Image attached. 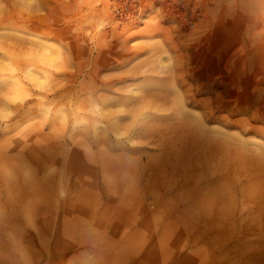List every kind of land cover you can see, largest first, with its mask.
I'll list each match as a JSON object with an SVG mask.
<instances>
[{
	"label": "rangeland",
	"instance_id": "rangeland-1",
	"mask_svg": "<svg viewBox=\"0 0 264 264\" xmlns=\"http://www.w3.org/2000/svg\"><path fill=\"white\" fill-rule=\"evenodd\" d=\"M0 264H264V0H0Z\"/></svg>",
	"mask_w": 264,
	"mask_h": 264
},
{
	"label": "bare ground",
	"instance_id": "bare-ground-1",
	"mask_svg": "<svg viewBox=\"0 0 264 264\" xmlns=\"http://www.w3.org/2000/svg\"><path fill=\"white\" fill-rule=\"evenodd\" d=\"M208 1H209V0H208ZM209 5H210V4H209ZM207 12H208V11H207ZM13 15H14V14H13ZM10 16H11V15H10ZM2 17H4V16H2ZM5 17H6V16H5ZM12 17H13V16H12ZM19 17H20V16H19ZM22 17H23V16H22ZM9 18H10V17H9ZM13 18H14V17H13ZM32 18H33V17H32ZM35 18H36V17H35ZM1 19H2V18H1ZM10 19H11V18H10ZM15 19H16V18H15ZM5 20H6V18H5ZM176 78H177V77H176ZM176 78H175V79H176ZM146 97H147V96H146ZM133 99H135L136 102L140 101V103H141V102H142V103H143V102L147 103V102H146V99H147V98L145 99V96H142V97L139 96V97H135V98H133ZM147 101H148V100H147ZM149 102H150V101H149ZM149 102H148V103H149ZM178 104L180 105V107L183 106V100H182V98H181L180 96H179V98H178ZM141 105H142V104H141ZM146 105H148V104H146ZM136 108H137V107H136ZM138 108H139V106H138ZM142 108H143V107H142ZM182 108H183V107H182ZM139 112H140V110L138 111V109H137V113H136V114L138 115ZM136 114H135V116H136ZM116 127H117V126H116ZM119 130H120V129H119ZM137 133H138V132H136V133L134 132V134H137ZM95 176H96V175H95Z\"/></svg>",
	"mask_w": 264,
	"mask_h": 264
}]
</instances>
